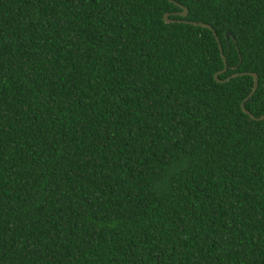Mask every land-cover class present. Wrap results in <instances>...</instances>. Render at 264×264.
Listing matches in <instances>:
<instances>
[{
	"label": "trees",
	"instance_id": "trees-1",
	"mask_svg": "<svg viewBox=\"0 0 264 264\" xmlns=\"http://www.w3.org/2000/svg\"><path fill=\"white\" fill-rule=\"evenodd\" d=\"M245 73L264 0H0V264H264Z\"/></svg>",
	"mask_w": 264,
	"mask_h": 264
},
{
	"label": "water",
	"instance_id": "water-1",
	"mask_svg": "<svg viewBox=\"0 0 264 264\" xmlns=\"http://www.w3.org/2000/svg\"><path fill=\"white\" fill-rule=\"evenodd\" d=\"M179 6L183 9V12H179V13H174V15H178V16H181V17H184V18H187L189 17V14H190V11L188 8L184 7L182 4H179ZM170 16L171 14H165L164 16V21L168 24H172V23H187V24H192L194 26H200V27H205V28H209L211 30L214 31L217 39H218V42L220 44V48H221V51H222V54H223V57H224V60L226 62V69L225 71L223 72H220L217 74L216 78L217 80L220 82V83H224V82H227V81H230L232 78H229L228 80L226 81H222L219 79V77L223 74V73H226L227 70H228V60L224 54V47H223V44H222V41H221V38L219 37L218 33L216 32V30L213 28V26L209 25V24H205V23H199V22H189V21H183V20H175V19H170ZM232 35V33H228V37H230ZM241 75H250V76H253L255 78V88H254V91L253 93L251 94V96L243 103V109L244 111L249 114L252 118L256 119V120H264V116L261 117V118H257L255 115H253L251 112H249L246 108V103L256 94L258 88H259V76L255 73H245V74H241ZM241 75H235L233 78H237Z\"/></svg>",
	"mask_w": 264,
	"mask_h": 264
}]
</instances>
